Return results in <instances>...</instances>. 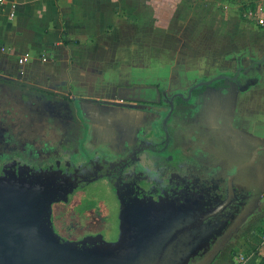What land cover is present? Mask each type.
I'll use <instances>...</instances> for the list:
<instances>
[{"label": "crops", "instance_id": "crops-1", "mask_svg": "<svg viewBox=\"0 0 264 264\" xmlns=\"http://www.w3.org/2000/svg\"><path fill=\"white\" fill-rule=\"evenodd\" d=\"M232 2L258 7L264 24V0L0 2V71L53 93L68 85L76 94L90 91L97 131L106 111L108 125L133 132L132 102L156 100L157 86L183 91L239 71L199 93L183 123L191 167L202 150L210 171L219 163L225 175L240 165L243 203L220 252L205 264H259L264 257V26L243 21L228 8ZM246 160L253 162L242 167Z\"/></svg>", "mask_w": 264, "mask_h": 264}, {"label": "flooded vegetation", "instance_id": "flooded-vegetation-1", "mask_svg": "<svg viewBox=\"0 0 264 264\" xmlns=\"http://www.w3.org/2000/svg\"><path fill=\"white\" fill-rule=\"evenodd\" d=\"M11 78L0 71V103L7 97L17 105L0 112V224L2 212L15 208L6 214L17 232L15 241L31 236L34 241L55 238L78 242L77 248L93 253L105 245L136 248L149 240L168 241L173 247L183 238L188 248L192 247L188 264H205L220 252V243L242 205L236 200L242 189L236 179L235 189L226 184L223 165L218 163L210 171L203 150L198 154L199 163L191 167L180 119L194 107L198 94L213 86L205 83L209 79L197 80L183 91L157 86L156 100L133 101V132L126 126L108 125L103 117L108 115L106 111L101 114L103 128L97 131L88 105L95 103L90 101L91 92L76 94L74 85H68L58 93L76 115L73 121L79 137L70 138L65 133L56 135L63 125L31 101L32 94L49 98L57 94L40 87L32 89L26 81ZM55 136L56 145L52 144ZM88 141L91 146L85 145ZM98 177L107 181L118 204L110 235L86 231L97 207L76 196L80 187ZM57 204L66 210L57 212ZM227 213H231L229 223L225 222ZM179 222L185 228L176 236ZM58 223L65 233L57 230ZM25 226L33 228L31 233L21 231Z\"/></svg>", "mask_w": 264, "mask_h": 264}, {"label": "water", "instance_id": "water-1", "mask_svg": "<svg viewBox=\"0 0 264 264\" xmlns=\"http://www.w3.org/2000/svg\"><path fill=\"white\" fill-rule=\"evenodd\" d=\"M238 73L232 77L216 75L205 83L209 84L219 78L235 80ZM200 84L202 83L198 85ZM252 162V160H246L242 163V167L251 165ZM239 166L237 165L233 170L225 173L226 184L233 189H235L234 180L238 176L236 174H238ZM243 199L242 194L236 197V200L239 201L238 205L242 204ZM228 205L230 206V202L226 201V206ZM6 209L8 210V207ZM8 211L2 212L3 223L0 224V264H188L192 255V247L188 248L187 242L183 238H180L175 245L173 244V247L168 241L149 240L136 248L118 244L105 245L98 252L93 253L91 250L77 248L78 242H60L55 238L48 239V242L34 241L31 236L25 238L26 241H15L13 235L17 232H14V226L8 223L6 215ZM226 215H228L227 219L231 217V213ZM227 219L225 222L229 223L230 221ZM179 224L174 232L176 236L181 235L185 228ZM164 234L166 233L164 232ZM164 234L163 238H165ZM48 235L51 237V232H48ZM89 242L91 244V241Z\"/></svg>", "mask_w": 264, "mask_h": 264}, {"label": "rangeland", "instance_id": "rangeland-1", "mask_svg": "<svg viewBox=\"0 0 264 264\" xmlns=\"http://www.w3.org/2000/svg\"><path fill=\"white\" fill-rule=\"evenodd\" d=\"M228 8L238 9V14H240V18L243 21L247 20L254 22L255 24L257 23L261 26H264V24L260 20H258V18L262 17L258 7H250L249 4L242 2L241 3L232 2V4H228ZM1 74L8 76L9 78L11 77L13 78L15 76L14 74L8 71L1 72ZM56 94L57 96L55 97L51 96L50 98L42 95L32 94L31 101L34 103L35 106L44 107V109H46L48 113L55 116L57 124L63 125V127L56 129V135L64 136L65 133L66 135H68L67 137L76 138L78 133H77L76 125L73 121L76 115L74 114V111L72 109H69L66 103H62L61 96H59L60 94L59 93ZM16 106L17 105L14 102H9V99L7 97H3V102L0 103V112L2 111L6 112L8 108L11 109V107H16ZM180 119L182 123H185L186 117L184 114L183 116H180ZM10 121L11 120H9V122ZM82 131H84L83 128ZM57 140L58 139L55 136V140L54 139L52 140V144L56 145ZM91 144L92 143L90 141L85 143V145L87 146H91ZM46 186L49 187L48 185ZM39 187L42 188L45 186H39ZM76 196H78V198H83L84 203L87 200L88 204H95V206L97 207L96 210L97 214L94 217L93 222L89 226V229H86V231L92 229L93 231L102 232L104 233V235H110L113 226H115L114 223L115 214L118 204L116 198L113 195V191L111 190L107 181L99 177L93 179L86 185L80 187L77 191ZM66 208L67 207H64V205L61 204H57L55 206L57 212H60L64 209L66 210ZM9 210L16 211L15 208H9ZM103 217H105L104 218L105 221L100 219ZM59 225L60 223H58L57 230L65 233L63 231L64 230L63 227ZM32 230L33 228L30 226H25L21 229V231H26L27 233H31Z\"/></svg>", "mask_w": 264, "mask_h": 264}, {"label": "trees", "instance_id": "trees-1", "mask_svg": "<svg viewBox=\"0 0 264 264\" xmlns=\"http://www.w3.org/2000/svg\"><path fill=\"white\" fill-rule=\"evenodd\" d=\"M61 35L63 36V31L61 32ZM62 42H63V44H67L68 43V41L66 39H64L63 37H62ZM223 83H224L223 78H219V79L214 80L212 82V85L213 86H218V85H222ZM30 88L35 89V90H40L37 87H33V86L30 87ZM259 264H264V257L261 259V261L259 262Z\"/></svg>", "mask_w": 264, "mask_h": 264}, {"label": "built area", "instance_id": "built-area-1", "mask_svg": "<svg viewBox=\"0 0 264 264\" xmlns=\"http://www.w3.org/2000/svg\"><path fill=\"white\" fill-rule=\"evenodd\" d=\"M3 0H0V2H2ZM13 16V12H10V17ZM24 60L23 59H19V63H22ZM262 240L264 241V231L262 232V236H261ZM243 257L240 256V260H242Z\"/></svg>", "mask_w": 264, "mask_h": 264}]
</instances>
